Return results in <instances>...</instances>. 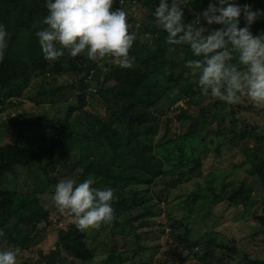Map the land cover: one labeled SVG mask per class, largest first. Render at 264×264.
Masks as SVG:
<instances>
[{
    "label": "trees",
    "instance_id": "16d2710c",
    "mask_svg": "<svg viewBox=\"0 0 264 264\" xmlns=\"http://www.w3.org/2000/svg\"><path fill=\"white\" fill-rule=\"evenodd\" d=\"M127 1L129 0H113L112 8H122L127 13L123 7ZM131 1L142 2V5L150 6L152 9H155L158 3V0ZM208 2L209 0H189L187 6L200 11L206 8ZM238 4L244 5V0H238ZM46 13L44 0H0V24H4L8 30V47L4 59L0 61V111H5L14 103L21 105V100L16 102L12 99H19L25 92L30 93L29 97L32 101L41 103L40 99L61 93L68 84L73 86L72 82L60 83L58 77L60 74L62 77L72 75V80L77 82L79 88L75 94L77 101L68 106L63 117L42 118L45 124L43 127L35 128L34 121L25 115L26 112L8 116L1 122L0 225L5 217H9V220L14 217L11 210L14 207L20 208L17 210L22 214L23 222L29 219L24 213L26 210L35 211L43 219L47 218V213L42 210L41 203L37 199L38 195L41 193L52 195L56 183L64 177L79 181L85 175H96L93 170L96 163L91 154L99 155L104 150V153H109L110 164L102 175L110 180L113 190L120 188L121 191L114 193L115 199L112 203L114 220L99 227L107 233V239L100 242L106 247L104 254L107 256L105 260H100L96 264H119L125 260L123 257L127 252L124 248L129 236L132 235V240L128 252H131L133 257L146 249L140 244V235L132 234L131 230L134 229L132 222L160 213V209L156 208V202H153L155 192H149L148 187L170 172L178 173L171 177L172 180L165 181L172 185L188 181L201 174V155L207 152L209 147L206 146V150H198L195 155L193 153L185 156L182 152L183 143L194 138H186L183 141L167 140L162 145L160 156L152 148L145 151L142 146L134 148L131 145L133 140L140 141L143 145L151 143L150 140L161 126L160 122L167 124L166 120L161 119L162 112L157 106L159 98L168 94L170 83L177 84L181 94H190L192 100L204 97L196 84V77L191 75L186 67V61L193 57L187 45L169 46L165 43L166 33L163 30L157 29L154 24L148 27L147 24L142 23L129 49V55L134 57L131 68H119L112 64L111 57H106L99 60L104 62L103 65H109V71L104 72L96 61L89 60L85 55L71 57L67 52L55 61H48L43 58L34 34L37 28L43 25L36 23V27H33L34 23L40 21ZM127 19L129 23L133 18L127 15ZM241 22L244 24L243 19ZM259 23L264 26V17ZM135 28L132 22L129 31L133 32ZM146 34L150 37L140 43L138 39ZM168 50V57L165 58ZM155 62L156 65L151 67V63ZM154 74L166 75L163 80L168 82L167 86L161 85L158 81L160 78L157 79ZM55 79L59 80L55 82ZM48 82L52 86H49ZM92 84L95 87L100 86V89L95 92L88 91ZM32 89H36L35 93L30 92ZM87 93L90 97H87ZM94 96H98L100 102L105 105V116L91 114L84 108L87 101ZM215 105L214 101H208L198 110L203 121L198 125L202 129L198 134H201L200 138L207 136L203 139L215 144L217 149L221 143L217 140L221 133L220 123L215 118L216 113L208 111ZM250 107L252 108V104L241 106V109ZM176 108L179 110L177 120L182 127L187 120L193 122L188 108L180 104H177ZM76 111L81 113L72 122L71 117ZM116 124L121 128L117 129ZM194 129L190 125L185 134L193 133ZM263 129L264 124L259 123L250 124L248 130L232 125L231 141L235 143L237 137L246 136L257 141L263 140ZM7 137L9 140H5ZM255 160L256 158L244 157L240 164L249 163L248 172L258 175L264 181V158ZM169 161L172 166L167 168L165 164ZM54 171L55 175L51 177L50 172ZM76 171L78 174L72 175ZM122 183L127 186L120 187ZM217 183L219 184L207 182L209 195L205 194L203 187L192 190L186 204L193 206L198 203V210H204L200 215H206L209 210L211 212L223 200L234 206H241V209L245 208L248 198L246 199L244 193L249 189L244 186L242 178L229 190L224 189L220 182ZM18 186L25 192H22ZM144 186H147V189ZM126 187L129 188L125 189ZM140 188L143 190H139ZM126 193L130 196H126ZM161 194L165 193L161 192ZM161 194L159 192L156 196L160 199ZM202 195L206 196L202 197ZM263 195L264 193L258 199L263 198ZM135 206H140L143 212L130 218H121L127 210ZM165 214L170 218L167 224L170 234L175 235L178 242L183 244L194 258L203 264H213V250L222 244L217 243L214 233L210 231L201 233L195 230L192 235L191 230L193 227L196 228L198 213H193L194 218L189 222H185L183 217H171L170 212ZM201 218L205 220L207 217L201 216ZM179 228L182 229V233L178 232ZM7 236L15 241L20 240L24 238V229ZM56 245L58 247L53 252L54 255H60L61 245L69 255L82 262H89L96 257V244L90 240L87 243L86 233L77 230L74 223L57 231ZM57 257L60 259L59 256ZM52 258L55 259L56 256ZM176 258L179 262L185 259L179 255ZM244 264H264V259H248Z\"/></svg>",
    "mask_w": 264,
    "mask_h": 264
},
{
    "label": "rangeland",
    "instance_id": "374dc122",
    "mask_svg": "<svg viewBox=\"0 0 264 264\" xmlns=\"http://www.w3.org/2000/svg\"><path fill=\"white\" fill-rule=\"evenodd\" d=\"M249 6L255 9L264 10V0H250ZM127 10V15L132 19L135 29L133 32L137 35L138 29L141 28V24L145 23L148 27H152V9L150 6L142 5L134 1H127L123 6ZM202 10L196 11L190 9L188 6L184 9L183 19L184 22L188 20L194 21L198 16H200ZM262 17L256 19V21L250 26V29L255 32H261L262 25H257ZM128 20V19H127ZM131 21L129 24L131 25ZM201 23L204 24L206 30H211L220 25L212 24L207 25L202 17ZM240 26H243L242 22ZM149 34L141 37L140 43L145 39H148ZM149 47V46H148ZM154 47V46H153ZM169 50L165 54V58L168 57ZM99 68L106 72L109 71L108 66L103 65L104 62L96 61ZM158 62H160L158 60ZM112 64L113 61H112ZM115 65V64H114ZM155 63H151V67H154ZM156 78H160L159 83L167 86L168 82L163 80L166 75H153ZM60 83L68 82L73 83V86L68 84L67 88L59 94H55L50 98H42L41 103H36L30 99V93H23L19 99L13 98L12 100H21V105H10L5 111H0V124L8 116H12L19 112H26L25 115L34 121L35 128L43 127L44 120L42 118H60L65 115V112L70 104H74L77 99L75 94L78 92V84L73 81L72 75H66L62 77L61 74L58 76ZM59 79H55L57 82ZM162 79V80H161ZM72 80V81H71ZM51 81V80H50ZM33 84V81H32ZM49 86L50 83L48 82ZM37 86V84H36ZM32 88V87H31ZM100 86L95 87L94 84L88 89L90 92H95L99 90ZM36 89L30 90V92L35 93ZM87 97L90 94L87 93ZM204 99V100H203ZM208 101H214L215 106L208 109L213 113H216V120L219 121V127L221 129L220 137L217 139L221 141L217 149L216 145L211 144L209 141L203 139L206 137H199L201 134L198 125L203 122L200 118L198 110L204 106ZM85 109L91 114H97L99 116H105L106 107L99 100L98 96H94L87 101ZM181 105L184 108L189 109V114L193 118V122L187 120V123L182 127L180 122L177 120L178 109L176 105ZM251 104L246 99L242 100L238 104H226L217 99L210 97H202V99H194L190 94L184 95L179 92V86L175 83H170V89L168 94L159 98V105L157 108L162 112L161 119L167 121V124L160 122V127L157 134L150 140L151 143L142 144L140 141H132L131 145L134 148L137 146H142L145 151L152 148L154 152L160 156L162 145L166 143L167 140L172 141L173 139L183 141L186 138H194V140L184 142L182 147V152L185 156L195 155L198 150H206V146L209 147L207 152L201 155V174L188 181L175 184H167L165 181L172 180L171 178L175 174L167 173L163 179L156 180L155 183L144 186L149 192L154 193L155 197L153 202H156V208L160 209L158 215L146 218H139L132 222L134 229L131 230L132 234L137 233L140 235V244L145 246L146 249L139 252L135 257L132 256L129 251L130 241L132 240V235L129 236L127 245L124 248L127 253L124 254L123 262L119 264H203L197 258H194L192 253L189 252L183 244H180L176 239L175 235H171L167 224L170 222V218L167 217L165 213L170 212L171 217H183L185 222H189L194 218V214H197L195 225L196 228H192L191 233L194 235L193 231L205 232L210 231L214 233V237L217 240L218 245L214 248V257L212 259L213 264H244L248 259H264V195L263 198L258 199L261 194L264 193V181L255 174H250L249 168L250 164H240L244 157L249 159L256 158V160L264 158V139L257 141L254 138L237 137L235 143H232L233 134L231 131L232 125L236 127H241L243 130H248L250 124H264V108H257L252 104V108L241 109V106H246ZM81 113L76 111L71 117V121H75L77 116ZM125 119H123L124 121ZM90 121H92L90 119ZM242 121V122H241ZM245 121V122H243ZM122 122V120H121ZM192 125L195 129L193 133L185 134L188 127ZM117 129L121 128L119 125H115ZM262 135H264V129L262 130ZM205 136V135H204ZM232 137V138H231ZM5 140H9L7 137ZM248 150L245 151L244 150ZM243 150V151H242ZM103 150L101 154L98 153L91 154V157L95 160L96 166L93 169L96 175L91 176L95 178L96 183L93 185L95 187L103 188L105 186L111 187L110 180L103 176L102 172L110 164L109 153H104ZM255 160V161H256ZM254 161V160H253ZM171 162H167L165 167H171ZM78 171L74 172L72 175H77ZM54 172H50V176L53 177ZM90 175H85L84 178L81 177L79 181L89 177ZM185 177V176H183ZM240 178L244 181V186L248 188V192L244 193L246 195V203L244 209L241 206H234L223 200L221 203L217 204L213 210L208 211L206 215H200L203 209L198 210L197 204L190 205L187 203L188 197H190V192L197 187L205 188V194H208L209 184L208 181H212L215 185L221 183L224 189L229 190L232 186L237 184ZM78 181V182H79ZM115 186V185H114ZM127 184L122 183L120 187H125ZM208 186V187H207ZM22 192H25L22 187ZM17 187V188H18ZM117 188V187H116ZM129 187H126L127 189ZM120 189V188H119ZM114 189L115 192L121 191V189ZM124 190V189H123ZM139 190H143L140 188ZM125 192V191H124ZM163 192L161 198L159 199L156 194ZM130 196L126 193V196ZM248 195V197H247ZM52 195L48 193H41L38 195L37 199L41 203L40 206L42 210L47 213V218H42L37 215L35 211L26 210L24 212L28 217L27 222L21 220L22 214L17 209V207L12 208V214L14 217L9 220V217H5L0 225V229L4 231V236L0 237V250L3 249H15L17 253V264H96L100 260L106 259V254L104 251L106 247L100 242L107 239V233L102 229H89L84 231L87 237V243L92 241L96 244L95 258L89 262H82L73 258L69 255L63 247L60 245V255H54L53 252L57 249V231L60 228H66L69 224L74 223L71 216L62 214L55 207L54 202L51 198ZM206 195H202L205 197ZM201 197V198H202ZM21 211H24L21 209ZM194 211V212H193ZM143 212L140 206H135L121 218H130L138 213ZM193 212V213H191ZM39 216L38 218H35ZM202 217H207L205 220ZM129 227V225H128ZM24 229V238L15 241L10 239L7 235H12ZM182 229L179 228L178 232ZM121 243V242H120ZM121 247L118 248L120 250ZM177 255L185 258L183 261H177ZM42 256H46L42 258ZM52 256H56L55 259ZM59 256L60 259L57 257ZM107 263V262H105Z\"/></svg>",
    "mask_w": 264,
    "mask_h": 264
},
{
    "label": "clouds",
    "instance_id": "9594fccd",
    "mask_svg": "<svg viewBox=\"0 0 264 264\" xmlns=\"http://www.w3.org/2000/svg\"><path fill=\"white\" fill-rule=\"evenodd\" d=\"M189 0H158L152 12L154 26L166 33L169 46L187 45L192 57L186 61L202 95L226 104L246 99L264 108V31L254 35L250 26L264 10H253L235 0H209L200 16L184 22ZM113 0H44L46 15L36 23L35 36L45 60L55 61L67 52L71 57L85 55L91 61L111 57L119 68H131L129 55L136 34L129 31L127 13L112 8ZM207 25L220 27L206 30ZM241 17L244 24H241ZM8 47V30L0 24V61ZM94 177L77 181L60 179L52 201L62 214L72 217L77 230L98 229L115 216L111 187H95ZM4 231L0 229V237ZM0 264H17L15 249L0 250Z\"/></svg>",
    "mask_w": 264,
    "mask_h": 264
},
{
    "label": "crops",
    "instance_id": "0c3cea01",
    "mask_svg": "<svg viewBox=\"0 0 264 264\" xmlns=\"http://www.w3.org/2000/svg\"><path fill=\"white\" fill-rule=\"evenodd\" d=\"M235 2L238 4V0H235ZM249 3H250V0H244V4H248L249 5ZM241 19H243V18H241ZM260 24L261 23H258L257 25H260ZM260 30H261V32L264 31V26H262V29H260ZM250 31L254 33L253 30L250 29ZM255 33L258 34L259 32H255Z\"/></svg>",
    "mask_w": 264,
    "mask_h": 264
}]
</instances>
